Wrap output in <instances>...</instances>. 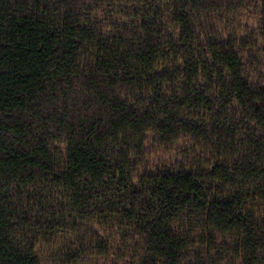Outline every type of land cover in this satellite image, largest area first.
Segmentation results:
<instances>
[{"label": "trees", "instance_id": "16d2710c", "mask_svg": "<svg viewBox=\"0 0 264 264\" xmlns=\"http://www.w3.org/2000/svg\"><path fill=\"white\" fill-rule=\"evenodd\" d=\"M264 264V0H0V264Z\"/></svg>", "mask_w": 264, "mask_h": 264}, {"label": "rangeland", "instance_id": "374dc122", "mask_svg": "<svg viewBox=\"0 0 264 264\" xmlns=\"http://www.w3.org/2000/svg\"><path fill=\"white\" fill-rule=\"evenodd\" d=\"M87 264H89V263H87ZM91 264V263H90Z\"/></svg>", "mask_w": 264, "mask_h": 264}]
</instances>
